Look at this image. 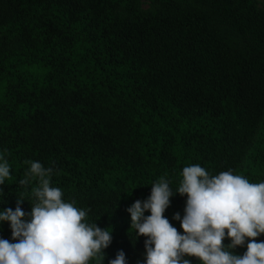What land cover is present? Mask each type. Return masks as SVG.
I'll use <instances>...</instances> for the list:
<instances>
[{"label": "trees", "instance_id": "1", "mask_svg": "<svg viewBox=\"0 0 264 264\" xmlns=\"http://www.w3.org/2000/svg\"><path fill=\"white\" fill-rule=\"evenodd\" d=\"M0 155V211H31L37 181L19 180L39 161L111 232L88 264H143L126 209L159 178L175 192L199 164L264 181V0H0ZM186 199L164 213L181 233ZM0 238L16 242L8 221Z\"/></svg>", "mask_w": 264, "mask_h": 264}, {"label": "clouds", "instance_id": "2", "mask_svg": "<svg viewBox=\"0 0 264 264\" xmlns=\"http://www.w3.org/2000/svg\"><path fill=\"white\" fill-rule=\"evenodd\" d=\"M25 163L30 168L19 184L37 181L31 188L35 202L28 213L20 207L21 198L15 210L0 211V222H9L16 241L0 238V264H88L104 253L112 243L111 232L86 223V210L63 199L62 190L51 186V167L39 161ZM181 176L175 192L161 177L151 184L145 200L137 199L126 209L130 228L146 237L143 264H192L186 257L200 264H264V241L256 239L264 235V181L252 183L232 170L210 175L199 164L185 166ZM9 177L10 166L0 155V185ZM175 193L187 197L183 217L179 212L173 216L182 233L164 215ZM225 238L230 240L227 245ZM245 244L242 255L233 251ZM108 264H127L124 251Z\"/></svg>", "mask_w": 264, "mask_h": 264}]
</instances>
